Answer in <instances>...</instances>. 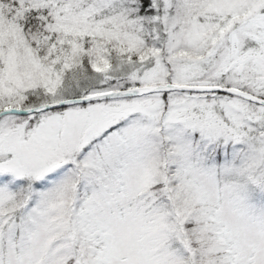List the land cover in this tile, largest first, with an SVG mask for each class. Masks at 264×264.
<instances>
[{"label":"snow or ice","instance_id":"1","mask_svg":"<svg viewBox=\"0 0 264 264\" xmlns=\"http://www.w3.org/2000/svg\"><path fill=\"white\" fill-rule=\"evenodd\" d=\"M0 264H264V0H0Z\"/></svg>","mask_w":264,"mask_h":264}]
</instances>
